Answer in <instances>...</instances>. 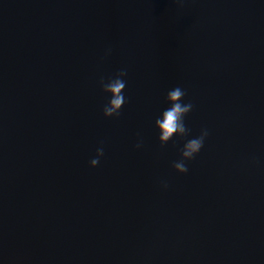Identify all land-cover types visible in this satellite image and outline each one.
Masks as SVG:
<instances>
[{"label":"water","instance_id":"water-1","mask_svg":"<svg viewBox=\"0 0 264 264\" xmlns=\"http://www.w3.org/2000/svg\"><path fill=\"white\" fill-rule=\"evenodd\" d=\"M0 264H264V0H0Z\"/></svg>","mask_w":264,"mask_h":264},{"label":"clouds","instance_id":"clouds-1","mask_svg":"<svg viewBox=\"0 0 264 264\" xmlns=\"http://www.w3.org/2000/svg\"><path fill=\"white\" fill-rule=\"evenodd\" d=\"M111 49H107L105 55L110 54ZM127 70L121 69L107 81L101 78L98 85L103 94L108 97L107 103L102 108L105 119H109L120 114L123 105L126 103L124 89L126 87ZM187 93L182 87L177 86L168 90L164 102L167 105L154 122V128L158 133V143L161 146L167 145L173 138L184 141L179 149V158L172 163L173 171L178 175H185L188 172V162H191L202 150L205 140L209 136V130L202 128L198 136L188 138L191 129L185 123L186 117L193 109L190 100L185 99ZM142 139L138 141L136 147H142ZM104 156L102 144L97 147L95 156L89 162L90 168L97 167ZM168 184L161 183L162 190H166Z\"/></svg>","mask_w":264,"mask_h":264}]
</instances>
